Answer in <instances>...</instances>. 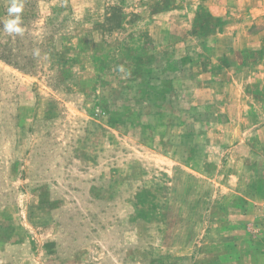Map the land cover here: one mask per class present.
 <instances>
[{
  "label": "rangeland",
  "instance_id": "obj_1",
  "mask_svg": "<svg viewBox=\"0 0 264 264\" xmlns=\"http://www.w3.org/2000/svg\"><path fill=\"white\" fill-rule=\"evenodd\" d=\"M23 3L0 264H264V0Z\"/></svg>",
  "mask_w": 264,
  "mask_h": 264
},
{
  "label": "clouds",
  "instance_id": "obj_2",
  "mask_svg": "<svg viewBox=\"0 0 264 264\" xmlns=\"http://www.w3.org/2000/svg\"><path fill=\"white\" fill-rule=\"evenodd\" d=\"M24 9L23 0H11V6L8 8V16L10 19L4 22V31L11 34L23 35L22 12ZM121 70L123 68L121 67Z\"/></svg>",
  "mask_w": 264,
  "mask_h": 264
}]
</instances>
